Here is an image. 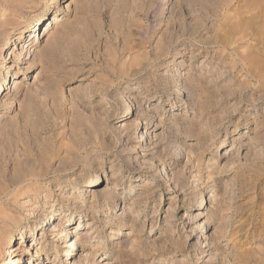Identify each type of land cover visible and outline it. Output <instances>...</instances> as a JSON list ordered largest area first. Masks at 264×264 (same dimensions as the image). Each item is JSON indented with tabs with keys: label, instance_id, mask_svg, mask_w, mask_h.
Returning <instances> with one entry per match:
<instances>
[{
	"label": "rangeland",
	"instance_id": "obj_1",
	"mask_svg": "<svg viewBox=\"0 0 264 264\" xmlns=\"http://www.w3.org/2000/svg\"><path fill=\"white\" fill-rule=\"evenodd\" d=\"M0 84V264H264V0H0Z\"/></svg>",
	"mask_w": 264,
	"mask_h": 264
},
{
	"label": "bare ground",
	"instance_id": "obj_2",
	"mask_svg": "<svg viewBox=\"0 0 264 264\" xmlns=\"http://www.w3.org/2000/svg\"><path fill=\"white\" fill-rule=\"evenodd\" d=\"M54 22V26L55 25H58L59 24V22H60V19L58 18V17H56L54 20H53ZM39 23L38 22H36L35 23V25H34V27L35 26H37ZM46 33H48V31L46 32ZM13 83H14V85H13V87H12V91L13 90H15L19 85H20V82L18 81V79L17 80H13ZM7 91V88L6 87H3V85H1L0 84V96H2V94L4 93L3 91ZM9 91L11 90V88H9L8 89ZM100 181V179L99 178H95L93 181H91L90 182V184L91 185H89V186H94L97 182H99ZM206 200V199H205ZM205 200H203L202 199V203L200 204V208L199 209H203V208H205L206 207V203H205ZM59 214H56L55 212H53V213H51L50 215H49V219H51L52 221L50 222V224H49V221L48 222H46L47 224H49V225H51L55 220H56V216H58ZM71 218H72V214H70V216L67 218L68 220H71ZM49 229V228H48ZM33 230H34V228H33ZM35 230H36V228H35ZM34 230V231H35ZM50 231H56V229H54V230H50ZM35 233H36V231H35ZM45 233V232H44ZM31 235V234H30ZM64 235H66V234H64ZM21 237H20V244L22 245L23 243H25V241H26V239H27V233L26 232H24L23 230H21V235H20ZM49 236V235H48ZM63 236V235H62ZM11 237V234L10 233H8V234H4V235H2L1 237H0V239H1V241H3V242H1L2 243V245H5V241L6 240H8L9 238ZM14 237V236H13ZM13 237H12V239H13ZM31 238H32V243L30 244V247H29V249H32V251L33 250H35L36 248H37V246H38V243L40 242L41 244L42 243H44V242H42V240H43V238H38L37 239V237L36 236H30ZM11 239V238H10ZM75 243L73 242L71 245H70V248H74L75 247ZM1 246V245H0ZM23 253H26V255L27 256H30L29 258H27V259H24V261H22V260H20V262L21 263H26V264H40V261L39 260H45V258H44V256H45V253L43 252V251H41V250H39V251H37L34 255L33 254H31L30 253V251H26V250H24V249H22V248H19V247H16V246H12L10 249H9V251L6 253V255H10V256H15V255H19V254H23ZM72 254L70 253L69 254V256H71ZM21 259V258H20ZM11 262H13L14 264H17L15 261H11Z\"/></svg>",
	"mask_w": 264,
	"mask_h": 264
}]
</instances>
